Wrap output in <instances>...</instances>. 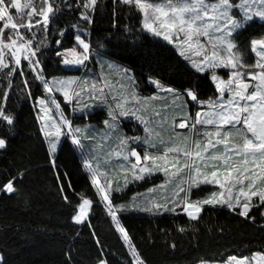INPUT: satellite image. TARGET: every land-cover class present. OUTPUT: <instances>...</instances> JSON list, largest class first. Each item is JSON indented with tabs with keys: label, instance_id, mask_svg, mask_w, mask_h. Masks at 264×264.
<instances>
[{
	"label": "snow or ice",
	"instance_id": "snow-or-ice-1",
	"mask_svg": "<svg viewBox=\"0 0 264 264\" xmlns=\"http://www.w3.org/2000/svg\"><path fill=\"white\" fill-rule=\"evenodd\" d=\"M101 8L108 4L0 0V153L8 152L20 118L10 101L31 98L46 164L69 209L67 226L90 227L99 253L94 264H110L91 223L95 207H103L110 218L129 264L150 262L124 223L125 213L183 214L190 223L176 231L197 238L193 223L207 208L255 222L253 209H264V0H112L114 26L126 9L139 25L138 32L125 26L129 33L171 46L177 56L168 67L187 77L176 84L162 73L150 69L137 75L136 68L106 58L104 45L91 38ZM253 26L259 28L246 48L242 37ZM69 38L74 43L66 47ZM53 56L63 74L47 71ZM145 87L153 91L145 94ZM100 113L103 119L92 123ZM129 125L142 134L128 135ZM66 147L79 155L97 199L77 192L59 163ZM31 171L14 163L0 168V195L29 206L23 185ZM133 185L150 186L125 200ZM166 243L177 248L175 240ZM71 251L64 264H71ZM11 256L0 248V264H13ZM186 264H264V244L205 252Z\"/></svg>",
	"mask_w": 264,
	"mask_h": 264
},
{
	"label": "trees",
	"instance_id": "trees-1",
	"mask_svg": "<svg viewBox=\"0 0 264 264\" xmlns=\"http://www.w3.org/2000/svg\"><path fill=\"white\" fill-rule=\"evenodd\" d=\"M111 2L112 0H102V3L108 4V8H101L96 15L91 34L94 43L99 41L104 45L101 51L106 58L136 68L137 75L143 72L146 76L151 69L153 74L162 73L174 84L181 79H187L186 76L174 74V69L168 67L176 62L177 56L171 46L159 47L150 37H139L127 31L125 26L138 32L139 25L135 18H128L126 9L122 10L119 23L114 26ZM258 28L259 26H253L242 37L246 48L248 37L258 31ZM73 43L71 38L64 41L66 47L72 46ZM253 61L254 54H250L249 62ZM62 67L54 56L50 57L47 64L49 73L63 74ZM204 87L206 91H211L207 82ZM33 89L36 95L40 94L35 85ZM152 91V88H144L145 94ZM10 104L16 107L20 118L17 133L8 152L0 153V168H7L10 163L17 167H31L32 171L23 185L24 193L30 195L31 204L25 206L18 197L0 195V248H7L11 252L13 264H64L68 259L66 251L69 247L72 249L71 264H94L99 253L90 227L67 226L71 224L67 216L69 209L60 201L52 179L53 170L46 164V156L37 133V123L33 117L31 98L26 102L22 95L19 101L13 96ZM90 119L92 123H98L103 119V114H97ZM125 131L128 135L142 134V129L136 131L133 125L126 127ZM59 163L71 174L77 192L83 190L94 200L97 199L81 165L80 157L71 147H66L60 154ZM148 186L150 185L131 186L124 199H130L134 192H143ZM262 212L264 209H253L251 215L256 217L253 222L228 211H213L207 208L202 214L203 219L198 224L193 223V227L199 229L198 238L191 233L181 234L176 231L177 226L190 223L183 214L178 217L167 214L157 218L146 213L128 212L124 214L123 220L150 264H186L188 260L205 252L215 253L227 249L238 251L242 244L255 249L264 244ZM91 223L103 241L104 252L110 264H129L127 249L119 239L118 233L114 231L103 207L94 208ZM220 228H223V233L219 231ZM46 229L48 232L55 230L56 234H46ZM161 229L170 231L165 235ZM62 233H67L73 239L66 238ZM25 237L28 239L25 240ZM197 239L198 248L195 247ZM172 240L177 243L175 250L170 249L166 243Z\"/></svg>",
	"mask_w": 264,
	"mask_h": 264
},
{
	"label": "rangeland",
	"instance_id": "rangeland-1",
	"mask_svg": "<svg viewBox=\"0 0 264 264\" xmlns=\"http://www.w3.org/2000/svg\"><path fill=\"white\" fill-rule=\"evenodd\" d=\"M107 59H109V58H107ZM112 60V59H111ZM254 62V61H253ZM120 63V62H119ZM123 64V63H122ZM93 67V65L92 64H89V68H92ZM95 70L96 71H98L99 70V65L97 64L96 65V68H95ZM69 74H79V73H69ZM192 111H193V113L196 111V109L195 108H193L192 109ZM79 122V121H78ZM156 181V180H155ZM155 183H160V181H156ZM214 187H218V186H214Z\"/></svg>",
	"mask_w": 264,
	"mask_h": 264
}]
</instances>
